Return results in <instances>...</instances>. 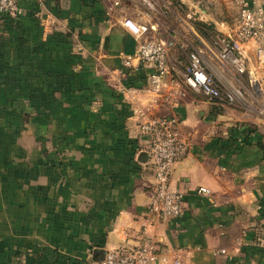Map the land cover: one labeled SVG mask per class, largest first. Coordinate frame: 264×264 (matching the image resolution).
I'll return each instance as SVG.
<instances>
[{
  "label": "crops",
  "instance_id": "obj_1",
  "mask_svg": "<svg viewBox=\"0 0 264 264\" xmlns=\"http://www.w3.org/2000/svg\"><path fill=\"white\" fill-rule=\"evenodd\" d=\"M253 1L264 12V0ZM18 5L21 14L8 37L9 63L45 70L65 65L60 60L66 55L86 94L80 89L58 94L61 106L36 118L40 131L54 138L36 165L19 163L12 154L0 156L6 168L0 179L11 185L0 193V205H7L0 210V264H99L106 250L140 242L153 184L148 140L132 117L134 107L146 106L145 77L152 69L136 59L123 65L136 41L119 18H146L160 37L170 36L173 25L141 3L110 16L101 0H18ZM189 6L219 32L232 27L237 12L231 0ZM48 26L58 30L50 37L56 40L48 42L57 46L37 50ZM63 30L75 43L60 38ZM172 87L167 90L174 95ZM215 107L185 92L174 104L158 99L150 109L178 117L189 146L169 177L181 193V212L148 225L145 235L158 253H177L182 264H264V148L256 144L264 146V130L255 127L245 141L230 132L235 121L261 119L247 118L238 108L216 113ZM198 186L209 193L197 194Z\"/></svg>",
  "mask_w": 264,
  "mask_h": 264
},
{
  "label": "built area",
  "instance_id": "obj_2",
  "mask_svg": "<svg viewBox=\"0 0 264 264\" xmlns=\"http://www.w3.org/2000/svg\"><path fill=\"white\" fill-rule=\"evenodd\" d=\"M101 1L106 3L108 16L128 2L141 3L149 13L167 16L173 26L170 36L160 37L146 18L124 14L119 18V25L136 41L135 52L124 57L123 65L128 67L136 59L152 69L145 77L146 106L134 107L132 117L148 140L153 184L140 242L134 247L106 250L99 264H182L177 253L170 257L158 253L145 229L181 212V193L170 184L169 177L174 163L187 153L189 143L179 131L178 117L157 115L150 109L158 99L174 104L189 92L219 107L239 108L247 118L255 115L264 121V12L253 0H231L237 11L232 27L226 32L212 30L206 36L195 29L197 22H206L202 12L189 6L200 0H157L159 9L150 0ZM0 13L20 15L18 0H0ZM170 84L175 87L174 95L167 90ZM195 192L208 194L209 189L198 186Z\"/></svg>",
  "mask_w": 264,
  "mask_h": 264
},
{
  "label": "rangeland",
  "instance_id": "obj_3",
  "mask_svg": "<svg viewBox=\"0 0 264 264\" xmlns=\"http://www.w3.org/2000/svg\"><path fill=\"white\" fill-rule=\"evenodd\" d=\"M128 4L125 6L122 5L126 11L136 9L134 2H128ZM224 10L228 11L225 7ZM14 18L10 17V23H6L2 21L0 16V156L4 157L7 154L11 156L12 154L13 158L20 161L19 163L28 164L30 161V164L33 166L38 163L39 159H43L45 152L43 149L44 145L54 141L49 131L42 129L40 131L41 123L36 118L39 115H46L47 111L58 109L61 106L62 102L60 100L58 101V97L55 98L56 95L73 94L75 89H80L79 91L86 94V91H83L86 90V85H79L80 82L77 80L76 72L70 67L69 62H67L68 57L66 55H63L62 59L60 58L62 62L66 60L65 65L63 64L57 67V65L53 64L50 68L49 65L45 70L33 69V66L31 67L30 64L27 66L23 65L21 69H16L15 66L18 65L9 63L10 53L8 50L10 47V38L8 37L12 35L11 30L14 26ZM162 19L165 20V23L170 24L169 20L164 17ZM43 26L40 24V27ZM195 29L198 30L197 27ZM57 31L53 27L48 26L45 32H42L44 39H40L39 41L42 44H39L36 49H43L46 46L48 51H51V49L53 51L57 45H50L48 42L56 40L55 38L50 39V37H53L55 35L54 33H58ZM207 33H212V30H208ZM56 37L58 38L59 34ZM68 37H71V33L63 30L60 38L67 40L69 44L75 43L73 39L69 40ZM71 48H69V51ZM41 55L45 56V54ZM93 89L95 90V88ZM224 108L217 106L215 107V112L220 113L224 111ZM47 118L48 121L51 120V118ZM239 122L242 121H235L234 123ZM248 123L264 130V121L262 120L261 122H251L248 120ZM31 157L36 159L31 161ZM5 169V165L0 162V176L3 175ZM19 180L22 181L20 178ZM10 186L9 182L0 179L1 194L6 193ZM22 189L19 188L16 191L22 194ZM17 206L15 210H17ZM6 208L7 205H0V210L5 211ZM18 208L20 207L18 206Z\"/></svg>",
  "mask_w": 264,
  "mask_h": 264
},
{
  "label": "trees",
  "instance_id": "obj_4",
  "mask_svg": "<svg viewBox=\"0 0 264 264\" xmlns=\"http://www.w3.org/2000/svg\"><path fill=\"white\" fill-rule=\"evenodd\" d=\"M0 16H1V19L3 22L10 23L11 19L9 16H7L4 13H1ZM196 27L201 34L206 35V36L208 35V33H207L208 30H212L211 25H209L208 23H203V22H197ZM79 85L81 86V84H79ZM213 111L215 112L216 109L214 108ZM254 131H255V127L253 125H251L250 123L244 122V121L239 122V123H234V125H232V127L230 129V132L233 135L237 134V135L241 136L243 141H245L247 139V137L249 136V134L253 133ZM256 144H258L259 146L264 148V146L262 145V143L259 140L256 142Z\"/></svg>",
  "mask_w": 264,
  "mask_h": 264
}]
</instances>
